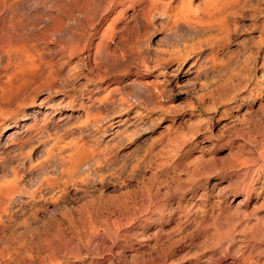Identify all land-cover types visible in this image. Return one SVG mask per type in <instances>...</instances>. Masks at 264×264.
Listing matches in <instances>:
<instances>
[{"label": "rangeland", "instance_id": "rangeland-1", "mask_svg": "<svg viewBox=\"0 0 264 264\" xmlns=\"http://www.w3.org/2000/svg\"><path fill=\"white\" fill-rule=\"evenodd\" d=\"M82 1L0 0V264H264V0Z\"/></svg>", "mask_w": 264, "mask_h": 264}, {"label": "bare ground", "instance_id": "bare-ground-1", "mask_svg": "<svg viewBox=\"0 0 264 264\" xmlns=\"http://www.w3.org/2000/svg\"><path fill=\"white\" fill-rule=\"evenodd\" d=\"M29 1H30V2H34V3L37 2V0H26V2H29ZM48 1H50L49 3H51V4L55 2V0H48ZM72 1H73V0H72ZM74 1H75V0H74ZM18 2H19V1H18ZM22 2H24V1H22ZM65 2H66V1H65ZM81 2H83V1L81 0ZM24 3H25V2H24ZM45 3H46V1H45ZM75 3H76V2H75ZM77 3H78V2H77ZM51 4H49V5H51ZM1 5H2V4H1ZM20 5H21V4H20ZM23 5H24V4H23ZM35 5H36V4H34V7H35ZM37 5H39V3H38ZM52 5H53V4H52ZM77 5H78V4H77ZM85 5H86V4H85ZM85 5H84V6H85ZM45 6H46V5H45ZM47 6H48V5H47ZM47 6H46V8H47ZM2 7H3V6H2ZM25 7H26V5H25ZM36 7H38V6H36ZM43 7H44V6H43ZM18 8H19V7H18ZM22 8H23V7H21V9H22ZM32 8H33V7H32ZM41 8H42V7H41ZM41 8H40V9H41ZM52 8H53V7H52ZM2 9H3V8H2ZM4 9H5V8H4ZM13 9H14V8H13ZM13 9H11V10H13ZM49 9H50V6H49ZM49 9H46V10L49 11ZM61 9H62V8H61ZM63 9H64V8H63ZM14 10H15V9H14ZM14 10H13V11H14ZM19 10H20V9H19ZM28 10H29V8H28ZM32 10H33V9H32ZM32 10H31V11H32ZM35 10H36V9H35ZM37 10H39V9H37ZM37 10H36V11H37ZM51 10H52V9H51ZM58 10H59V9H58ZM36 11H35V12H36ZM44 11H45V9H44ZM48 11L46 12V15L50 16ZM60 11H61V10H60ZM14 12H16V11H14ZM14 12H11V11L9 12V11H7V10H2V11H1V15H0V31H2V28H3V27L5 28V26H6L5 23H11V22L14 23V24L17 26V28L19 27V29H20V25H21V23H24V22H21L20 19H22L24 16H23L22 18H20V19H18L19 16H18V17L16 16V17L13 18V17H12L13 14L15 15ZM27 12H28V11H26V10L24 11V9H23V11L20 12V15H22V14H25V15H26V14H28ZM29 12H30V11H29ZM32 12H33V11H32ZM32 12H31V13H32ZM37 12H39V11H37ZM41 12H43V11H41ZM65 12H66V11H65ZM11 13H13L12 16H10ZM16 13H17V12H16ZM39 13H40V12H39ZM18 14H19V13H18ZM29 14H30V13H29ZM29 14H28V16H29ZM63 14H64V13H63ZM66 14H67V13H66ZM66 14H65V15H66ZM16 15H17V14H16ZM31 15H32V14H31ZM56 15H57V14H56ZM60 15H61V14H60ZM35 16L37 17V15H35ZM42 17H43V15H42ZM42 17L40 16V18H42ZM52 17H53V16H52ZM55 17H56V16H55ZM25 18H26V17H25ZM25 18H24V19H25ZM5 19H7L8 21L6 22ZM26 19H27V18H26ZM29 19H30V18H29ZM34 20H35V19H34ZM22 21H23V20H22ZM4 25H5V26H4ZM7 26H8V25H7ZM16 26H15V27H16ZM9 27H10V26H9ZM9 27H8V28H9ZM52 27H53V26H52ZM4 28H3V29H4ZM12 28H14V27H12ZM53 29H55V28H53ZM57 29H58V28H57ZM11 30H12V29H11ZM22 30H24V29H22ZM55 30H56V29H55ZM16 31H17V29H16ZM2 35H3L2 37L4 38L3 41H7V40H8V38H7V34H5V35H6V36H5V35L2 33ZM20 35H21V34L19 33L18 35H16V37H17V36H20ZM14 36H15V35H14ZM9 37H10V36H9ZM10 38H12V37H10ZM18 39H19V38H18ZM18 39H17V41H18ZM0 40H1V42H3L2 39H0ZM10 40H11V39H10ZM14 40H15V39H14ZM3 43H4V42H3ZM16 43H18V42H16ZM19 43H20V41H19ZM19 43H18V44H19ZM0 44H1V43H0ZM15 48H16V47H15ZM18 53H19V52H18ZM25 54H26V53H25ZM20 55H21V54H20ZM25 56H26V55H25ZM26 58H27V57H25L24 60H26V61L28 60V61H29V59H26ZM14 62H15V61H14ZM22 62H23V61H22ZM24 62H25V61H24ZM19 63H20V62H19ZM34 63H35V62H34ZM11 65H12V64H11ZM30 65H31V67H32L34 64L32 63V64H29V66H28V65H27V66L30 67ZM14 66H15V65H14ZM16 66H18V65H16ZM37 66H39V65H37ZM33 67H34V66H33ZM18 68H20V67H18ZM26 68H27V67H26ZM16 69H17V68H16ZM22 69H23V68H22ZM22 69H21V70H22ZM39 69H40V68H39ZM21 70H19V73H18V74H20V71H21ZM27 70H28V68H27ZM27 70H26V73H28ZM29 70H30V69H29ZM31 70H32V69H31ZM23 71H25V70H23ZM23 71H22V72H23ZM16 72H18V71H16ZM16 72H14V74H15ZM22 72H21V73H22ZM37 72H38V71H37ZM30 73H32V72H30ZM33 73H34V70H33ZM14 74H13V75H10L9 77L11 78V76H15ZM22 74H23V73H22ZM20 75H21V74H20ZM7 78H8V77H7ZM8 80H9V79H8ZM6 184H7V183H6ZM12 185H14V184H12ZM0 186H1V185H0ZM2 186H4V185H2ZM10 187H11V185H10ZM10 187L8 186V188H10ZM16 187H17L16 185H15L14 188L11 187V190H10V191L12 192V194H13V192H16ZM8 188H7V189H8ZM1 189H2V187H0V207L4 204V202L1 200V199H2V196H1V195H2V190H1ZM12 189H13V190H12ZM14 189H15V191H14ZM18 190H19V188L17 189V191H18ZM20 190H21V189H20ZM10 191H9V193H11ZM6 192H8V191H6ZM19 192H20V191H18V193H16V194H19ZM21 192H22V190H21ZM3 195H4V194H3ZM7 195H8V194H7ZM11 196H12V195H11ZM9 197H10V196H9ZM9 197H8V198H9ZM4 199H5V196H4ZM7 204H8V201H7ZM3 206H5V205H3ZM7 206H8V205H7ZM5 208H6V206H5ZM0 209H1V208H0ZM3 209H4V207H3ZM2 211H3V210H2ZM1 213H2V212H1ZM0 216H1V215H0Z\"/></svg>", "mask_w": 264, "mask_h": 264}]
</instances>
